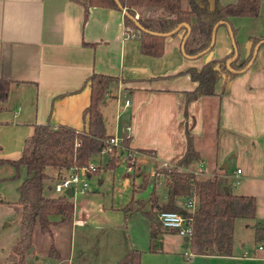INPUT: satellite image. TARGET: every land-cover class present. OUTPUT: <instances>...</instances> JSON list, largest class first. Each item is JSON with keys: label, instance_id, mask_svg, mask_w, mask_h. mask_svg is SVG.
<instances>
[{"label": "crops", "instance_id": "0c3cea01", "mask_svg": "<svg viewBox=\"0 0 264 264\" xmlns=\"http://www.w3.org/2000/svg\"><path fill=\"white\" fill-rule=\"evenodd\" d=\"M210 1L212 7H223L237 0ZM260 1L257 17L230 18L236 28L240 61L248 56L250 37L264 35V0ZM136 11L135 18L141 13L163 14L157 8ZM128 28L134 30L126 24L125 11L112 6L90 5L86 11L75 0H0V78L11 80L9 96L0 103V157L19 158L35 124L87 127L88 119L83 116L91 100L87 78L93 72L115 75L118 80L110 84L102 105L107 133L122 139L130 137L129 145L137 152L140 148L153 149L151 155L139 151L138 158L154 177L151 181L149 176L146 187L154 185L158 178L155 181H159L160 200L165 198L161 171L176 164L187 148L185 92L193 90L197 82L186 70L201 67L207 60L230 52L234 47L231 29L222 22L215 32L213 47L194 57L182 52V30L166 36L163 55L151 56L141 52L137 35L127 36ZM258 43L252 64L227 82L221 100L218 94L223 81L217 79L216 95L199 96L187 106L188 121L194 123L192 131L196 136L203 129L205 106L218 99L215 140L209 139L211 145L214 142L210 152L212 164L208 166L210 159L197 146L202 154L197 168L210 173L227 162L232 192L256 197L255 217L235 221L231 254L190 251L193 257L189 258L188 251L174 246L180 245L171 237L178 231L170 228L160 234L161 251H151L148 218L139 210H124L132 197L146 200L151 193L139 197L146 187L136 183V179L128 183L127 176L123 185L131 192L124 200L113 198L106 205L100 192L103 199L93 210L92 203L100 199L96 190L77 192L81 198L77 206H81L77 208L74 202L71 221L55 224L51 233L36 228L33 248L27 255L29 264H115L133 248L141 250V264H145L146 256L152 260L146 264H166L158 257L170 252L182 255L184 259L178 261L182 264H264V254L257 249L264 233V40ZM127 99L129 103H125ZM9 166H0L4 170L0 173L10 176ZM237 168L243 171L236 174ZM54 172L58 175L57 170ZM100 172L90 176V181L95 177L102 185L104 178ZM149 206L150 202L146 208ZM16 213L19 225L21 214ZM18 232L19 229L2 264H16L6 256ZM181 243L188 248L187 237ZM52 244L58 256L49 254ZM40 259L45 262L41 263Z\"/></svg>", "mask_w": 264, "mask_h": 264}, {"label": "trees", "instance_id": "16d2710c", "mask_svg": "<svg viewBox=\"0 0 264 264\" xmlns=\"http://www.w3.org/2000/svg\"><path fill=\"white\" fill-rule=\"evenodd\" d=\"M86 7L90 5L112 6L122 9L116 0H75ZM127 11L125 21L132 26L141 43V52L151 56H161L165 49V35L159 33L172 32L181 23L191 27L185 43V52L194 56L209 47L213 38L214 26L218 21L228 23L235 42V48L222 57L207 60L201 67H189L186 70L193 81L197 82L193 90L186 91L185 133L187 148L176 164L161 171L165 183V198L160 200L159 181L155 178L151 195L148 199L134 197L124 206V210H139L150 222V250L161 251L160 234L166 229L159 219L161 211H179L191 222L192 234L187 237L188 248L196 254H231L234 239V226L237 218H253L256 214V197L248 194L232 192L231 184L225 176L227 170L218 166L207 173L197 168L202 160V154L195 142L194 123H189L188 104L199 96H213L217 79H222L223 87L218 94L221 100L224 86L247 69L252 64V57L258 42L263 36H251V47L248 56L240 61L239 47L236 39V28L231 25L232 16L257 17L260 11V0H237L223 7H212L210 0H118ZM157 8L162 15L140 14L138 22L147 30L138 33L137 23L133 19L137 9ZM183 31V37L188 33V27L182 26L171 35ZM154 31V32H151ZM237 49V55L235 50ZM252 61V62H251ZM115 75L93 72L88 78L91 88V100L84 109L83 116L88 119L87 127L77 129L71 125L60 124L54 127L50 122L38 123L33 133L25 139L22 154L17 159L0 157V166L10 165L16 168L11 178H16L20 168L26 170V177L17 187L18 199L13 202L16 212H20L18 237L6 256L7 260L16 264H29L27 255L33 248L35 229L38 225L42 233H51L58 223L71 221L74 214V201L65 193L49 195L55 179L64 177L81 167L89 166L100 156L109 135L106 130L102 105L106 100L110 84L117 81ZM9 79L0 78V103L6 101L10 93ZM130 137H124L122 144L130 147ZM153 154V149L140 148L133 167V179L141 178L140 185L149 184L147 166L137 163L138 153ZM104 165L97 164L94 170H114L121 163L123 150L113 148L109 152ZM101 157V156H100ZM53 168V172L49 171ZM58 171V175L54 172ZM89 177L93 175L89 170ZM4 179H7L4 178ZM229 186L226 190L225 186ZM194 199V208L189 210L185 203ZM150 206L146 208V204ZM263 230V228H261ZM259 229L257 233L261 230ZM264 239V233L261 236ZM262 240V239H261ZM51 256H58L54 244L49 249ZM142 252L131 249L115 264H141Z\"/></svg>", "mask_w": 264, "mask_h": 264}, {"label": "rangeland", "instance_id": "374dc122", "mask_svg": "<svg viewBox=\"0 0 264 264\" xmlns=\"http://www.w3.org/2000/svg\"><path fill=\"white\" fill-rule=\"evenodd\" d=\"M211 96H209L210 98ZM218 99L213 100V104H209L207 106H205V113H204V121H203V129L202 132H199V135H196L195 139H196V143L198 147L202 148V152L206 154L207 159H210L208 166L210 167L212 164V159L210 158V152H211V148L214 144V142L212 141V145H211V141L209 139L215 140V131L217 128V122H218V114H219V108H218V103H217ZM203 142V143H202ZM205 142L207 143V146L204 147L203 145H205ZM134 150V149H132ZM136 151V150H134ZM137 153V151H136ZM140 154V152H139ZM147 154V153H144ZM234 154V152H233ZM107 160V156L106 155H102V157H98L95 156V163L100 165H104L105 161ZM136 160V159H135ZM231 160V159H230ZM128 159L125 162V165L120 163V165L114 169V173L113 170L111 169H99V170H94L92 169V173L97 174L100 172V177L104 178L103 184L100 185L99 182L97 180H95L96 178L93 177L91 182V186L93 188V190L96 192V195L100 196V199L98 201H95L94 203H92V209L96 210L97 205H99V203L101 202L100 200L103 199V195H104V204L106 205H110L111 201L113 198H116L117 201H121L124 200L126 197V194L131 192L130 189L127 192V190H125V187L123 185V182L125 180V178H129L128 183H134L135 180L133 178V167L134 165H132V170H128L127 169V163H128ZM130 163V162H129ZM137 163H140L141 165H146V163L142 162L140 159H138ZM2 166H7V165H2ZM9 166V165H8ZM172 166V165H171ZM169 166V167H171ZM10 169L12 170V174L10 176H5L4 174L0 173V194H1V198H0V264H2V262H4V254L6 253V250L8 248V246H10V244L12 243V240H14V238L17 235V230L19 229V225H17L16 222V218L18 216V214L16 213L14 207H13V202H15L18 199V191H17V187L20 184V182H22L24 180V178L26 177V170L24 167L20 168V173L16 178H11L12 175H14L16 173V168L9 166ZM233 167V165H231V168ZM5 169V168H3ZM49 171L53 172V168H49ZM151 170V169H150ZM211 170V169H210ZM0 171H4V170H0ZM156 171V169L154 170ZM148 173V172H147ZM7 179H4L6 178ZM152 178H154L153 176H150L151 181L153 180ZM90 180V179H89ZM138 180L136 183H141V178L136 179ZM225 180L227 183H232V179L231 177L227 174L225 176ZM58 181V179L54 180V185L55 183ZM153 184L151 183L150 186L146 187L145 190H143V192H141L142 194H139V197H147L152 191V186ZM103 193L99 194V193ZM47 193L49 195H59V194H63L62 192H57L54 188V190L50 191L48 190ZM76 194V195H75ZM72 196V199L74 200V202L76 203V206L78 204V202L80 201V195L78 193H75ZM99 202V203H98ZM81 205H78L77 208H79ZM83 206V205H82ZM6 222H9V225H6ZM38 228V225L37 227ZM169 236H167L168 238ZM173 239L175 238L176 242H178L180 245H176L174 244V246L177 247H181V250L184 251H188L190 252L191 250L189 248H184L185 246L181 243V241H184V238L186 237V235L182 234V233H175L172 234L171 236ZM165 256H159L158 259L160 261L163 262L166 261V264H182L179 263L178 261L180 259H184L182 258V255L179 256H175V254H173L172 252H170V254H164ZM42 259V258H41ZM40 262H45L44 260H41ZM169 261V262H168ZM152 262V260L150 258H147V256L145 257V264ZM12 263V262H11ZM44 264V263H42Z\"/></svg>", "mask_w": 264, "mask_h": 264}, {"label": "built area", "instance_id": "2783aa9c", "mask_svg": "<svg viewBox=\"0 0 264 264\" xmlns=\"http://www.w3.org/2000/svg\"><path fill=\"white\" fill-rule=\"evenodd\" d=\"M129 29V28H128ZM134 36L136 35L135 31L133 29H129V32L127 33V36ZM125 103H129V100L127 99ZM130 126H127V129H129ZM107 146L103 147L101 150V156L102 155H108L109 152L113 151V148H121L123 150V156L121 158V165L124 164L126 160L128 159L127 163V169L132 170V165L135 163L136 159V151L132 150L131 147L124 146L122 144V138L118 136H112L111 138H108L106 140ZM97 163L90 161L89 166L81 167L76 171L71 172L70 174L57 178L58 181L55 183L54 188L57 192L65 193L66 189L69 187H72L74 190V193L77 192H88L92 190V186L89 180V170L94 169ZM202 170V169H201ZM243 170L242 168L236 169V174L241 173ZM1 197V195H0ZM185 207L189 210H193L194 208V199L191 198L188 202L185 203ZM159 219L162 222V224L170 229L176 230L179 233H182L186 235V237L191 236L192 234V227L191 222L187 219V217L184 216L183 213L179 211H161L159 214ZM264 226V222H263ZM257 249L264 254V239L260 240L257 243ZM188 257H193V253L186 252Z\"/></svg>", "mask_w": 264, "mask_h": 264}, {"label": "water", "instance_id": "95a60500", "mask_svg": "<svg viewBox=\"0 0 264 264\" xmlns=\"http://www.w3.org/2000/svg\"><path fill=\"white\" fill-rule=\"evenodd\" d=\"M116 1L118 2L119 6H120V7L125 11V13H126L127 11L125 10V8H123V6L120 4V2H119L118 0H116ZM133 19L135 20V22L137 23V25H138V27H139V29L137 30L138 33H141L142 31L147 30L145 27H143V26L138 22L137 18L133 17ZM221 23H222V21H218V22L215 24V26H214V30H213V38H212V41H211V44L209 45V47H208L207 49H205L202 53H199L198 55H194V57L201 56V55L205 54L206 52H208V51L213 47L214 42H215V32H216L218 26H219ZM184 25L188 27V33H187V35L183 38V41H182V44H181V49H182L183 54L187 56V53L185 52V43H186V39H187V37L189 36L190 31H191V27H190V25H189L188 23H185V22H184V23H181V24H179V26H178L176 29H174L172 32L177 31L178 29H180V28H181L182 26H184ZM151 32H154V31H151ZM172 32H167V33H159V32H155V33L162 34V35H165V36H169V35H171ZM232 39H233V36H232ZM233 45H234V48H235V42H234V39H233ZM259 46H260V43H257V45H256V47H255V51H254L253 57H252V61L255 59V56H256V54H257V50H258V47H259ZM237 53H238V52H237V49H236V50H235V54L237 55ZM252 61H251V62H252ZM228 166H229V165H228L227 162H225V163H223V164L221 165V167L224 168L225 170L228 169ZM225 188H226V190H229V186L226 185ZM65 194H66L67 196H69V197H72V196L74 195V190H73V188H72V187L67 188L66 191H65Z\"/></svg>", "mask_w": 264, "mask_h": 264}]
</instances>
